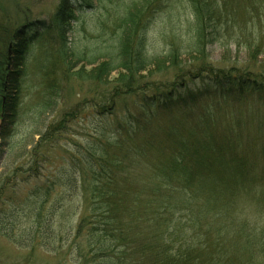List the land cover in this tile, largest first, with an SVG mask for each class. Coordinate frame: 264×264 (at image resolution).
<instances>
[{
    "label": "trees",
    "instance_id": "trees-1",
    "mask_svg": "<svg viewBox=\"0 0 264 264\" xmlns=\"http://www.w3.org/2000/svg\"><path fill=\"white\" fill-rule=\"evenodd\" d=\"M82 1L63 0L55 23L46 27L58 35L66 72L82 59L79 53L73 62L69 44L76 8L93 9L90 0ZM95 1L102 5L103 0ZM121 1L108 0L110 8L104 7L114 19V28L106 31L109 59L85 78L102 84L107 78L99 75L120 71L115 86L92 107L101 121L118 114L121 121L109 131L97 127L93 142L72 159L69 173L62 168L28 195L25 202L34 206L35 217L29 241L37 233L58 237L56 249L66 250L74 264H264V80L247 78L249 73L235 68L216 69L206 58L213 45L253 53L264 48V0ZM181 4L188 9L183 32H172L177 39L169 42L163 58H150L146 18L169 9L181 19ZM27 40L17 52L21 62L4 60L16 78L4 75L0 57V89L13 91L15 115L22 101ZM182 54H189L190 62L183 64ZM153 66L157 73L172 70L174 78H141ZM43 77L45 109L51 90L50 78ZM76 116L69 113L63 124L41 135L33 166L18 173L38 175L47 161L38 145L52 144V136L62 134ZM57 185L75 190L81 208L67 215L61 200L54 209L60 214L55 233L52 213L46 222L40 215ZM241 197L255 205L254 224L239 207ZM10 225L2 223L4 237L12 233Z\"/></svg>",
    "mask_w": 264,
    "mask_h": 264
},
{
    "label": "rangeland",
    "instance_id": "rangeland-1",
    "mask_svg": "<svg viewBox=\"0 0 264 264\" xmlns=\"http://www.w3.org/2000/svg\"><path fill=\"white\" fill-rule=\"evenodd\" d=\"M73 1L80 4L83 2ZM62 2L63 0H0V57L3 60H1L3 63L1 70L6 77L7 74L8 76L11 74L6 70L8 67L4 60L7 58L11 63L21 62L20 54L17 52L24 49L23 40L31 38L26 61L24 58L22 60L25 69L22 78L25 80L21 106L17 109L16 115L11 111L13 91L8 88L6 92L0 89V95H3L2 116L0 114V223L2 222L6 227H11L10 224L14 223L12 233H4L7 234L5 237L2 235L3 232L0 233V264H74V259L68 257L66 250L56 249L58 237L53 239V236L47 238L43 235L39 238L41 234L37 233L29 241L31 235L29 228L35 219L34 212H31L34 211V206L25 201L33 190L42 186L47 178L57 176L62 168L70 172L68 169H72V159L77 155L78 150L84 151L87 145L93 142V138L96 137L94 130L97 127L106 126L109 131L121 121V114L101 121L92 107L96 100L101 101V97L107 95L115 86L113 80L118 77L120 71L112 72L107 77L99 75L101 78H107L102 84L85 81V78H91L88 77V73L109 59L108 47L111 43L107 32L109 33V28H114V19L109 9L106 12L107 9L104 10V7L110 8V3L108 0H103L100 6L95 0H90L93 9L83 8L78 11L76 8L77 22L74 24L73 33L69 36L71 52L75 53V57L71 53L70 55L73 57V62L79 53L82 59L80 58L78 63L74 62L76 65L70 73L61 70L62 59L58 51V35L54 30L46 29L49 24L55 23V16ZM171 12L173 11L166 9L150 19L146 18L149 28L146 52L150 58H163L168 51L169 42L177 39L175 34L172 37V32L175 31L179 35L184 30L182 24L188 14L187 6L185 4L179 6L181 19L177 11ZM32 23L34 26L30 27ZM182 36L185 38L181 37V40L186 39L184 34ZM257 37L261 39L262 34ZM85 46L89 47L86 52L83 51ZM190 58L189 54L179 56L183 64L190 62ZM206 58L216 69L227 71L235 68L238 72L249 73L250 76L247 78L264 80V48L253 53L246 48L237 49L232 45L228 48L213 45L207 49ZM141 75V78H174L172 70L162 69L157 73L155 66ZM42 76L50 78L49 107L45 109L42 108L41 102L47 90L46 85L40 84ZM12 77L16 78L14 74L10 78ZM81 78H84V81ZM6 95V105H4ZM69 113H75L77 116L65 123L66 130L60 135H53L50 140L52 144H44V147L40 146L43 144L38 145L40 153L44 154L43 158L47 159L43 169H39L38 175L18 173L20 168L30 170L34 160L33 150L41 135L63 124ZM250 130L256 135L254 129ZM47 200L42 208L44 213L40 216L43 218L42 221L46 222V216L52 213L55 233H57L56 222H60L58 218L60 214L59 210L55 212L54 209L60 207L61 200H64L62 209L69 213L67 215L81 208V200L75 196V190L71 191L65 186L54 187ZM36 206L39 208L40 204ZM239 207L254 224L253 217L256 212L254 203L241 197Z\"/></svg>",
    "mask_w": 264,
    "mask_h": 264
}]
</instances>
